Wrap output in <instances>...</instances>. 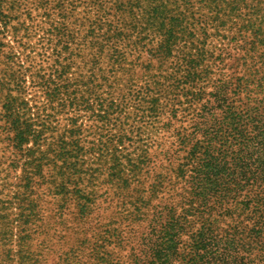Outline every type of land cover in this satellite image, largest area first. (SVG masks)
<instances>
[{
	"label": "trees",
	"instance_id": "obj_1",
	"mask_svg": "<svg viewBox=\"0 0 264 264\" xmlns=\"http://www.w3.org/2000/svg\"><path fill=\"white\" fill-rule=\"evenodd\" d=\"M116 2L118 19L121 20L119 16L130 19L123 28L116 26L105 31L92 22L82 33V24L76 23L75 29L67 20L48 27V40L38 42L36 47L43 52L51 50L54 55L55 64L50 66L54 68V78L30 70L27 73L21 66H13L11 59L1 63L0 149L8 156L4 167L7 173L2 176L4 183L8 172L19 169L17 183L12 184L15 190H11V198L19 208L17 224L11 222L8 227L9 233L13 227L19 231L17 264H41L39 252L28 250L35 240L34 233L46 234L47 221L38 216L33 200L39 187L50 188L58 200L69 199L77 209L72 226H67L68 232L59 237L67 249L62 257L65 264L79 262L82 256L79 253L86 247L94 264H264L262 76L255 81L250 80L249 72L217 76L207 92L206 104L201 103L197 111L194 129L189 134H177L176 146L162 152L158 164L151 168L146 150L139 149L135 157L131 152L122 154L118 150L116 145L128 139L125 134L105 136L99 144L83 146L80 136L85 129L73 115L65 117L62 132L53 131L57 130V115L61 113L94 112L96 108L97 120L104 124L110 122L111 115L124 113L126 98H132L133 94L126 91L129 85L116 88L110 77L125 63V52L153 45L151 37L146 38L149 30L162 35L157 44L158 53L167 56L176 45L177 36L184 32L183 12L161 8V0ZM163 12L170 14L169 21L161 19ZM251 29L247 50L253 52L259 46L262 31L258 25ZM167 32L169 37L165 36ZM134 33L136 37L142 33L145 36L134 38ZM28 47L30 53L32 50L40 56L35 46ZM88 50L93 59L102 54L111 55L106 74L99 82L94 72L96 62L89 71L75 67L70 72L75 55ZM206 59L207 54L201 48L195 56L187 54L183 61L185 70L173 76L168 86L182 89L186 100L200 101L204 90L193 94L190 91L197 84L203 86L208 79L209 71L197 69L199 62ZM26 76L31 77L33 87L44 92L46 101L52 103L51 112L45 113L47 107L36 98H26ZM102 84L108 87L105 97L97 94ZM159 87L164 89L166 84L161 82ZM135 98L144 106L134 113L136 119L155 120V99ZM40 112L45 113L41 122L37 118ZM194 133H198L197 139ZM110 145L117 147L111 153ZM92 152H97L95 163L99 168L87 173L85 166L89 162L85 156ZM102 159L109 161L106 173L100 171ZM96 170L98 174H94ZM85 177L89 183L103 177L117 185L123 198L130 197L123 202L127 208L118 225L111 226L115 222H110L107 227L100 215H90L94 192L84 187ZM129 191L131 195L126 194ZM63 214L58 217L60 226L66 225ZM88 231L92 233L88 235ZM43 244L37 241L36 245L43 247ZM6 257L11 262L14 260L9 251Z\"/></svg>",
	"mask_w": 264,
	"mask_h": 264
},
{
	"label": "rangeland",
	"instance_id": "obj_2",
	"mask_svg": "<svg viewBox=\"0 0 264 264\" xmlns=\"http://www.w3.org/2000/svg\"><path fill=\"white\" fill-rule=\"evenodd\" d=\"M116 1L0 0V66L6 59H11L13 66L17 68L21 66L27 73L30 70L37 72L36 74L40 72L38 75L47 74L45 77L50 74L49 77L54 78V68H50L55 64L54 55L51 50L43 52L42 49L36 47L38 42L48 40V27L51 24L67 20L69 24L72 23L75 29L76 23L82 24V33L92 22L99 24L105 31L113 30L116 26L123 28L124 24L130 23V19L127 16H119L121 20L118 19V15L115 14L118 4ZM171 1L161 0V8L182 11V23L185 29L177 36L176 45L168 53L169 55L158 53L157 44L162 40V35L153 34L152 31L147 30L146 38L151 37L153 45L140 47L138 51L125 52L126 57L123 59L125 63L122 64V67L117 68L114 74L113 72L109 73L110 76L113 74L110 80H113L112 83L116 88L129 85L126 91L130 90V93L133 94L132 98H130L131 96L126 98L127 107L123 108L124 113L119 116L111 115L112 118L107 124L97 120L96 108L94 112L79 110L73 114L61 113L57 115L59 123L56 127L57 130H53L54 132H62L67 121L65 117L73 115L77 123L82 124L85 129L80 136V144L83 146L99 144L100 139L104 140L105 136L125 134L128 139L125 138L124 143L116 145L118 150L123 151L122 154L131 152L133 157L140 153L139 149L146 150L150 159L149 168H151L158 164L162 152L176 146L175 140L178 135L189 134L194 129L192 127L197 122V111L202 105L201 103H205L207 92L211 90L213 80L217 76L232 77L249 72L250 80L254 81L262 76L261 97L264 98V0H175L173 4L170 3ZM65 15H68V18L63 17ZM169 18L168 12H163L161 15L163 21H169ZM246 25L251 28L253 25H258L262 31L259 35L261 38L259 46L253 52L247 50L252 39V29L250 27L248 29ZM145 34L142 33L136 37V33H134L133 36L140 38ZM169 35V32L165 34L167 37ZM99 37L101 38V35ZM28 46H35L36 53L40 56L43 55L40 57L34 52L32 53V50L30 53ZM199 48L207 54V59L199 62L197 69L209 71V77L203 86L197 84L190 91L193 94L194 91L204 90L202 99L200 101H197L198 99L186 100L182 89L170 87L168 84L171 83L173 76L181 74L185 70L183 61L186 55L195 56ZM252 53L254 55L251 56ZM29 55L30 59L27 58ZM90 55H92L91 50L77 53L70 72H74L75 67L84 68V71L87 68L89 71L90 66L96 62L94 72L95 78H98L96 82H99V78L106 74L108 58L111 55L110 53L100 54L101 56H98L97 59H93ZM257 55L262 56L256 57ZM59 62L62 61L59 59ZM126 72L128 73L126 74ZM25 80L26 98H36L40 103H43L45 108L47 107L45 113L51 112L52 103L46 101L44 92L40 88L32 86L31 77L26 76ZM161 82L166 84L164 89L159 87ZM106 87L107 84H102L97 94L105 97ZM116 94L118 93L116 92ZM135 96H145L146 100L155 99L154 101L157 103L155 120L148 117H143L140 121L136 119L134 113H137L138 110L141 111L144 106L138 102L139 98H135ZM111 97L115 98V96ZM144 104L147 105V102ZM45 113L38 114L39 122L45 118ZM116 118L118 119L116 120ZM119 120L121 122H118ZM53 125L56 126L54 123ZM136 130L139 131L136 132ZM193 137L197 139L198 133H194ZM0 146H2L1 143ZM116 146L110 145V153L117 148ZM96 156L97 152L86 154L85 160L89 163L85 166V172L90 173L99 168V165L95 163ZM7 158V153L0 149V171H2L0 172V264H17L19 231L13 227L11 228L12 233H9L8 227L11 222L14 226L17 224L19 208L11 196L15 190L13 185L17 183L19 169L15 173L8 172L7 183H4L2 176L7 173L4 170ZM100 166V171L106 173L109 161L102 159ZM149 168L143 170H149ZM94 174H98V170ZM84 187L94 192V204L89 209L90 215H100L105 226L110 222H115L111 226L118 225L120 216L124 213L123 210L127 208L123 202L130 197L123 198L117 185L104 180L103 177L97 181L94 180L93 183H89L88 178L85 177ZM126 194L131 195V191ZM34 197V204L40 213L38 216L47 221L46 234L39 233V231L34 233L35 240L28 250L39 252L41 264H65L62 257L67 249L59 237L68 232L66 228L77 215V209L69 199L64 202L58 200L50 188H37ZM60 206L63 208L60 209ZM62 212H64L63 217L66 225L60 226L58 217ZM120 228H123V225ZM86 233L89 235L92 231ZM37 241H43V247H37ZM89 250L86 247L82 253H79V257L82 254L81 260L76 264H94L90 258ZM8 251L14 258L12 262L6 257Z\"/></svg>",
	"mask_w": 264,
	"mask_h": 264
}]
</instances>
